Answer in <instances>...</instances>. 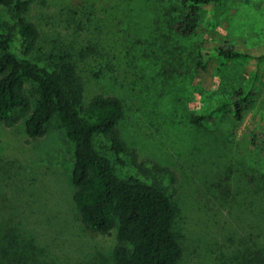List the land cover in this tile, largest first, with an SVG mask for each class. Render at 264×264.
<instances>
[{"label": "rangeland", "instance_id": "374dc122", "mask_svg": "<svg viewBox=\"0 0 264 264\" xmlns=\"http://www.w3.org/2000/svg\"><path fill=\"white\" fill-rule=\"evenodd\" d=\"M23 1L40 32L32 55L39 65L77 56L89 39L100 38L113 51L103 80L89 79L90 68L82 65L86 98L124 100L121 139L151 175L157 174L178 210L181 264H239L246 249L264 254V61H226L217 55L225 43L237 52L264 55V0H225L202 8L197 34L190 38L170 29L169 15L180 8V0H110L115 8L107 13L102 0ZM131 9L140 10L139 25H130ZM113 13L114 23L101 26ZM131 45L148 56L161 77L149 76L152 68H143L145 60L139 61ZM200 53L206 69L195 72ZM179 74L200 90L196 100L174 89ZM239 91L252 100L241 120L224 112L192 125L190 115H208ZM32 93L27 87L26 94ZM165 104L178 112L171 120ZM94 145L113 160L121 177L152 180L133 167L130 156L118 164L105 138H96ZM73 149L58 118L40 140L30 139L22 122L0 124V204L5 208L0 221L12 218L30 231L45 264H112L114 232L94 235L79 221L72 200ZM155 167L167 173L153 172Z\"/></svg>", "mask_w": 264, "mask_h": 264}, {"label": "trees", "instance_id": "16d2710c", "mask_svg": "<svg viewBox=\"0 0 264 264\" xmlns=\"http://www.w3.org/2000/svg\"><path fill=\"white\" fill-rule=\"evenodd\" d=\"M224 1L180 0V8L169 15L171 32L179 38L196 35L202 8ZM101 4L105 13L115 8L110 0H102ZM28 13L27 1L0 0V124L14 127L22 122L26 135L32 140H40L46 136L52 120L58 118L67 140L74 146L71 182L75 192L72 200L79 221L85 231L94 235L108 236L114 232L112 264H181L184 248L175 231L178 210L167 189L156 178L157 174L151 175L152 172L138 161L136 152L121 139L118 126L126 114L124 100L111 95H96L88 101L86 98L82 65L90 68L89 79L103 80L113 51L108 50L100 38L89 39L77 56L65 55L58 60L55 58L49 67L41 66L32 60L40 32L28 18ZM116 14L110 15L112 18L106 17L107 21L101 26H111ZM139 15L140 10H130V25L139 23L142 19L139 20ZM86 23L89 25V19ZM130 49L139 54L136 45H131ZM217 55L226 61L248 59L259 64L264 61V55L237 52L228 43L217 49ZM146 56L139 54L136 57L141 62L145 60L143 68L154 70L151 69L149 76L153 73L155 78L161 77V72L144 58ZM200 59H204L202 53L194 60L195 72L206 69ZM91 60L96 62L95 66L89 64ZM178 77L179 87L174 89H180L184 95L196 100L200 90H194L185 79L180 80V74ZM29 86L33 89L31 96L26 94ZM251 101L249 94L239 91L210 114H192L189 120L192 125H200L214 121L224 112L241 120ZM165 112L167 120L178 113L169 104H165ZM99 137L110 143V151L118 164H124L122 156H130L133 167L152 180L118 175L113 160L95 148L94 141ZM247 160V157L241 158L243 163ZM154 171L167 173L157 167ZM4 209L0 204V212ZM33 237L12 218H3L0 221V264H45L40 258L41 249L33 244ZM242 254L244 258L239 264H264L261 251L246 249Z\"/></svg>", "mask_w": 264, "mask_h": 264}]
</instances>
